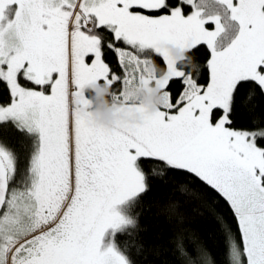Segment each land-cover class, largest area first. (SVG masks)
Returning a JSON list of instances; mask_svg holds the SVG:
<instances>
[{"label":"snow or ice","instance_id":"obj_1","mask_svg":"<svg viewBox=\"0 0 264 264\" xmlns=\"http://www.w3.org/2000/svg\"><path fill=\"white\" fill-rule=\"evenodd\" d=\"M90 84L140 121L93 123ZM153 88L148 111L135 96ZM9 118L39 148L14 187L0 148V264H146L167 251L145 243L151 194L196 184L221 259L172 241L178 264H264V0H0Z\"/></svg>","mask_w":264,"mask_h":264},{"label":"trees","instance_id":"obj_2","mask_svg":"<svg viewBox=\"0 0 264 264\" xmlns=\"http://www.w3.org/2000/svg\"><path fill=\"white\" fill-rule=\"evenodd\" d=\"M203 53L204 49L200 48L191 54L195 61L201 65L202 73L207 71L203 67L206 64ZM155 62L160 66L158 60ZM101 102H106L110 107L113 106L112 102L107 99L106 94L101 95L94 101L95 104ZM239 126H246L245 121L241 120ZM0 143L12 153L14 174L11 178L18 184L25 176L28 155L32 149L31 136L24 130L18 129L12 120H6L0 122ZM12 184L11 179V186ZM192 189L187 194H182L173 188L151 194L159 198L160 204L152 207L145 215V222L148 225V232L145 233V243L150 249L156 245H161L167 251H162L160 256L149 253L146 264H165V262L167 264H178L172 255V249L174 248L172 241L183 242L189 251H192L197 238L200 242L207 244L213 257L217 260L221 259L219 234L215 231V225L205 207L206 199L210 198L202 195L203 189L199 184L193 185ZM169 200L179 204V207L175 209V216L171 219L169 218V209L165 207ZM181 216L184 218V224L177 226L176 220ZM157 235L160 236L159 240L155 239Z\"/></svg>","mask_w":264,"mask_h":264},{"label":"clouds","instance_id":"obj_3","mask_svg":"<svg viewBox=\"0 0 264 264\" xmlns=\"http://www.w3.org/2000/svg\"><path fill=\"white\" fill-rule=\"evenodd\" d=\"M168 48L170 54L176 56L177 49L171 46H168ZM184 66L187 67L188 65L185 64ZM154 69L159 70L158 67L155 65V62L153 61V64L149 67V71H153ZM88 87L93 90L94 101L101 95L107 94L110 91L109 87L106 84L99 86L96 84H90L88 85ZM139 96L141 102L148 111L155 110L156 106L158 104L163 103L164 100L163 95L160 94V92L155 88H153L151 91L140 90ZM141 115L142 114L139 112L129 110L119 113L114 112L113 109L108 106L106 102L95 104V106L91 109L92 122L95 124L103 125L105 127H110L116 124L117 122L128 124L137 123L140 121Z\"/></svg>","mask_w":264,"mask_h":264},{"label":"rangeland","instance_id":"obj_4","mask_svg":"<svg viewBox=\"0 0 264 264\" xmlns=\"http://www.w3.org/2000/svg\"><path fill=\"white\" fill-rule=\"evenodd\" d=\"M235 2H236V0H234V3ZM180 55H182V53L179 50H177L176 56L178 57ZM135 99H138L141 102L140 96H139V91L136 93ZM126 110L127 109H122V110H118V108L117 109H113V111L114 112H117V113L124 112ZM8 120H12L16 124V126H17V122L13 118H9ZM24 131L31 136V139H32V149H31V151L29 152V155H28L27 164H26V170H25V176H24L23 179H25L29 175V167H30L31 159L33 158L34 154L38 151V148H39V136H38V133L35 132V131L29 132L27 129H24ZM0 148H2L3 150H5L9 154V157L12 160L13 165H14V159H13V156H12L11 151H9L2 143H0ZM11 179L13 181V184H12L13 187L14 186H17L19 184V183L17 184L13 178H11ZM23 179H21L20 181H22Z\"/></svg>","mask_w":264,"mask_h":264},{"label":"crops","instance_id":"obj_5","mask_svg":"<svg viewBox=\"0 0 264 264\" xmlns=\"http://www.w3.org/2000/svg\"><path fill=\"white\" fill-rule=\"evenodd\" d=\"M112 109H117V107H111Z\"/></svg>","mask_w":264,"mask_h":264}]
</instances>
